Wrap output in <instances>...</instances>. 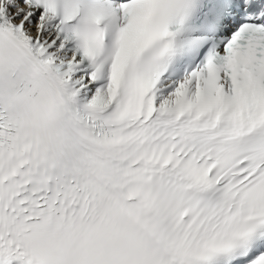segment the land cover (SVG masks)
Listing matches in <instances>:
<instances>
[{
    "label": "snow or ice",
    "instance_id": "1",
    "mask_svg": "<svg viewBox=\"0 0 264 264\" xmlns=\"http://www.w3.org/2000/svg\"><path fill=\"white\" fill-rule=\"evenodd\" d=\"M0 264H264V0H0Z\"/></svg>",
    "mask_w": 264,
    "mask_h": 264
}]
</instances>
